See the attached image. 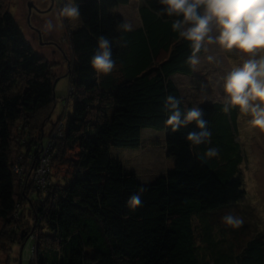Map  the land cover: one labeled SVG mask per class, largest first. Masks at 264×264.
<instances>
[{"label": "trees", "instance_id": "obj_1", "mask_svg": "<svg viewBox=\"0 0 264 264\" xmlns=\"http://www.w3.org/2000/svg\"><path fill=\"white\" fill-rule=\"evenodd\" d=\"M130 1L74 0L81 16L69 31L73 92L60 101L72 99L74 106L65 126L64 118L52 121L55 68L26 39L7 0H0V241L9 249L29 243L34 262L27 251L28 264H264V228L244 202L238 107L225 113L220 100L199 104L210 144L190 146L186 135L198 131L195 122L172 132L164 100L177 97L181 111L194 106L185 105L175 80L194 73L187 63L193 50L172 31L174 18L159 14V0H141V24L120 33L116 25L125 18L113 9ZM100 35L113 40L116 67L97 79L91 57ZM121 35L126 47L117 45ZM45 117L55 129L49 146ZM145 129L166 132L174 160L150 182L112 153L143 147ZM208 148L219 154L198 159ZM25 150L51 164L42 178L33 177ZM141 187L142 206L132 211L125 202ZM226 214L243 224L226 226ZM34 233L39 240L29 238Z\"/></svg>", "mask_w": 264, "mask_h": 264}, {"label": "rangeland", "instance_id": "obj_2", "mask_svg": "<svg viewBox=\"0 0 264 264\" xmlns=\"http://www.w3.org/2000/svg\"><path fill=\"white\" fill-rule=\"evenodd\" d=\"M7 3L26 39L55 68L57 104L52 115V121L60 123V119L64 118L65 126H67L74 102L72 99L69 101L68 98L69 104H65L60 100L67 97L68 94L72 95L73 92L69 77H67L69 60L72 59L69 31L78 27L80 18L71 23L65 18L57 19L64 0H7ZM140 3L141 0H131L129 4L116 6L113 12L122 15L133 27H136L141 24ZM31 4L32 7H30ZM48 20L52 21L54 28L52 31L45 33L42 29ZM205 47L207 51L204 50L203 53L198 55L200 63L195 67L192 75H175V80L182 92L186 106L190 104L197 106L203 101H222L224 96L223 77L234 67L242 66L243 61L251 58L250 54L235 49L225 51L216 44L206 43ZM261 57H264V50H257L255 58L260 59ZM49 118H43L41 125L43 130L45 128L46 135L44 138L47 139L48 146L55 139V129L53 130L54 126L51 125V121L48 122ZM250 120V115L238 112L237 132L245 156L243 163V180L246 189L244 202L253 210V216L257 218L260 227L264 228V132L258 128H253L249 123ZM56 128L60 130L61 124ZM165 141V131L145 129L143 132V147H115L112 153L123 161L128 170L135 171L141 181L150 182L156 177L167 173L174 166V160L167 153ZM48 146L45 145L44 148L47 149ZM15 147L16 144L13 148L17 151ZM45 149H42V152L47 151ZM28 153L25 150L22 155L23 158L28 159L29 157L30 161L32 159V168L35 170L33 177L42 178L45 171L50 170L51 164L48 166V160L45 159L38 163L37 158L31 157L32 153L27 155ZM49 161L52 162V160ZM15 167L17 168L15 170L20 172L19 167ZM20 178V175L17 176L18 180ZM17 188L19 189L18 184ZM34 231L37 232L38 230L35 229ZM38 237L39 235L35 234V237L31 235L29 238H33L32 240L36 238L37 241ZM36 241L34 244L37 243ZM26 243L16 244L9 249L0 241V264H9L8 261L11 257L15 259V263L12 262L11 264H18L21 256L22 260L19 263L28 264L27 251L29 259L34 262L32 253H29L32 248L29 243Z\"/></svg>", "mask_w": 264, "mask_h": 264}, {"label": "clouds", "instance_id": "obj_3", "mask_svg": "<svg viewBox=\"0 0 264 264\" xmlns=\"http://www.w3.org/2000/svg\"><path fill=\"white\" fill-rule=\"evenodd\" d=\"M163 6L160 15L174 18L172 31L179 37L190 42L193 50L187 58V63L193 69L200 63L197 55L206 43L216 44L222 50H239L250 54L251 58L243 61L242 66L234 67L223 77L224 92L221 101L222 111L229 113L232 109H239L240 113L250 115V125L264 132V57L256 59L257 50H264V0H159ZM78 4L74 0H64L57 15V19L65 18L70 23L80 18ZM54 25L51 20L46 21L42 31H52ZM120 33L133 31V25L126 19L116 25ZM97 48L91 57V67L96 72L97 79L101 75L110 74L116 67L113 59V40L105 35L97 39ZM119 47H126L121 35L117 42ZM181 100L168 95L164 100V109L169 113L166 125L172 132L187 127L195 122L198 131L186 135L190 146L211 143V130L208 121L204 119L203 110L197 106L181 111ZM219 154L217 148H208L204 156L198 159L215 157ZM145 191L141 187L125 202V207L135 211L142 206L141 195ZM226 226L239 228L243 220L232 214L222 217Z\"/></svg>", "mask_w": 264, "mask_h": 264}, {"label": "water", "instance_id": "obj_4", "mask_svg": "<svg viewBox=\"0 0 264 264\" xmlns=\"http://www.w3.org/2000/svg\"><path fill=\"white\" fill-rule=\"evenodd\" d=\"M30 7H32V4L30 5ZM57 83V80H56V82H55V84Z\"/></svg>", "mask_w": 264, "mask_h": 264}]
</instances>
